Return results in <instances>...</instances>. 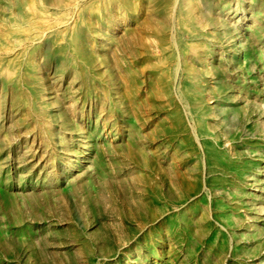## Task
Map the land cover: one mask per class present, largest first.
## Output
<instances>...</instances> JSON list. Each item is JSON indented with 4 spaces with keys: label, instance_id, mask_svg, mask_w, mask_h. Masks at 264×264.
Listing matches in <instances>:
<instances>
[{
    "label": "rangeland",
    "instance_id": "374dc122",
    "mask_svg": "<svg viewBox=\"0 0 264 264\" xmlns=\"http://www.w3.org/2000/svg\"><path fill=\"white\" fill-rule=\"evenodd\" d=\"M154 6L0 0V264H264V73L241 76L215 52L170 42ZM43 12L56 23H26ZM104 25L118 28L108 42ZM187 72L256 125L259 153L235 140L232 154L257 163L261 182L220 191L241 206L230 221L201 194L200 136L175 92ZM217 108H200L209 136L239 135Z\"/></svg>",
    "mask_w": 264,
    "mask_h": 264
},
{
    "label": "bare ground",
    "instance_id": "6f19581e",
    "mask_svg": "<svg viewBox=\"0 0 264 264\" xmlns=\"http://www.w3.org/2000/svg\"><path fill=\"white\" fill-rule=\"evenodd\" d=\"M202 2L206 9L207 24L201 18L197 6L194 11H189L195 0H154L153 16L158 30L162 32L163 28L170 42L177 45L189 44L205 53L215 52L227 66L230 67L233 63L239 75H254L253 78L257 79L259 74L264 73V57L259 55L258 48V43L264 42V0H202ZM75 4L61 5V8L66 11ZM113 8L109 15L113 20L118 21L120 15L116 2ZM24 19L26 23L40 29L56 23L49 12H43L39 18L24 15ZM117 31L118 28L115 26L111 28L104 25L101 39L108 42L110 35ZM27 39L26 36H19V45L16 47H20ZM35 40H30V43L28 41V44L32 45ZM206 65L208 68V64ZM12 69L13 67L10 70ZM210 69L209 67L208 70ZM198 82L194 72L184 73L182 77L177 78L175 92L178 101L187 108L190 122L194 123L191 129L200 136L199 147L203 160L201 194L206 198L207 203H210L209 211L215 220L223 218L230 221L234 213L239 212L241 206L224 201L225 196L220 191L238 188L248 190L249 184L246 182L254 186L260 185L261 182L259 174L262 171L257 163L241 161L232 154L233 144L239 140L243 141L253 153H259L258 145L253 142V138L256 137L253 133L256 125L252 120L251 112L233 105L232 100L224 92H220L216 101L205 98L202 88L205 89L206 86L199 85ZM237 94L238 91L232 93V96L236 98ZM208 102L217 104V120L228 126L238 125L241 128L239 135L234 137L220 134L217 138L209 136L208 130L203 124L201 125L200 118V108ZM249 170H253V173H249ZM248 173L250 175H247ZM214 192L215 194L211 195ZM229 195L234 197L232 192ZM229 225L232 227L231 224Z\"/></svg>",
    "mask_w": 264,
    "mask_h": 264
}]
</instances>
